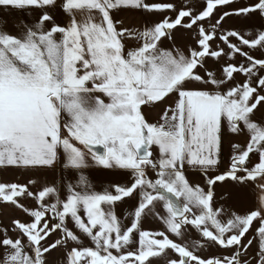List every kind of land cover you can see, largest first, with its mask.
<instances>
[{"label": "snow or ice", "instance_id": "6c2138e0", "mask_svg": "<svg viewBox=\"0 0 264 264\" xmlns=\"http://www.w3.org/2000/svg\"><path fill=\"white\" fill-rule=\"evenodd\" d=\"M0 8L35 13L12 20L13 31L0 20V169L29 177L0 181V205L23 214L0 226V264H48L53 250L66 253L64 264H264V30L244 28L264 23V0H0ZM123 10L162 18L123 27ZM230 21L240 26L225 28ZM174 30L195 33V46L161 47ZM155 108L153 122L146 113ZM226 132L248 140L232 144L221 173ZM61 156L64 168L113 179L101 192L81 175L62 198L39 182ZM253 191L254 209L232 208ZM126 198L137 203L122 220L115 209ZM149 216L164 230H144ZM214 247L226 254H198Z\"/></svg>", "mask_w": 264, "mask_h": 264}, {"label": "crops", "instance_id": "0c3cea01", "mask_svg": "<svg viewBox=\"0 0 264 264\" xmlns=\"http://www.w3.org/2000/svg\"><path fill=\"white\" fill-rule=\"evenodd\" d=\"M21 17H27L29 19L34 20L35 19V13L31 12L30 10H23V11H17L12 10L11 12L7 9L0 8V20H9V31H13L11 27V21L17 18ZM58 19H60V22L62 24H67L68 17L62 12V10H58ZM116 19L123 21V27H132V28H138L143 29L144 26H146V13H143L139 10H123L119 13V15L116 17ZM129 47H133L134 45L129 43ZM172 101H169V104H171ZM161 113V111H160ZM147 115V113H146ZM147 118L150 121L155 122L152 117L147 115ZM241 140L244 143V146H246L248 137L246 135H240ZM233 153H226L225 152V144H224V138H223V145H222V159L221 163L219 164L218 168L219 171L222 173L230 166L231 163V156ZM64 158L61 156L60 160L58 161L57 165L54 167V169H49L43 172L39 176V182L40 183H46L48 185L55 184V186L60 189L61 197L63 198L66 195L67 192V185L68 184H76L79 182L80 176L84 175L88 178L89 182L94 186V190L96 191H103L104 184L108 181L113 179V176L108 172V170H104L102 173L101 170L96 168H88L84 169L82 171H77L72 168H64ZM152 171H149L148 175L150 178H152ZM186 174L187 175H202L203 174L195 169L192 168H186ZM29 177L23 173L22 170H15V169H0V181L3 182H20L24 183ZM154 179V178H153ZM258 191H253L252 194L248 197H245L249 200L250 203V209H254L258 203ZM243 200V198H242ZM244 202V200H243ZM242 202V203H243ZM137 201L133 200L131 198H126L125 201L119 202L116 206V213L118 216L123 218L131 213L133 211L134 206L136 205ZM30 207H36L35 204H30ZM21 217L23 218V214L19 212V210L14 211L10 207H6L4 205H0V226L4 224H8L10 222V219L13 217ZM149 216L150 223H147V219L143 220V229L147 230L146 227H150L149 231H156L157 226L160 223V220H157V217ZM131 217H129L130 219ZM125 224H127L129 221L124 220ZM255 224V222H254ZM147 225V226H146ZM251 232V229H250ZM56 235L54 234L52 237V240L49 242L51 243L56 239ZM258 242V241H256ZM71 247V245H69ZM61 255V253L59 254ZM3 256V249H0V258ZM62 256V255H61ZM65 257L61 260L57 258V261H55V264H64Z\"/></svg>", "mask_w": 264, "mask_h": 264}, {"label": "rangeland", "instance_id": "374dc122", "mask_svg": "<svg viewBox=\"0 0 264 264\" xmlns=\"http://www.w3.org/2000/svg\"><path fill=\"white\" fill-rule=\"evenodd\" d=\"M151 2H153V3H169V2H171V3H176L177 5H180L183 3V0H151ZM193 2H198V0H193ZM245 2H247V0H245ZM161 18L162 17L159 14L154 15L151 13H146V25L150 26L153 21H157ZM234 24L237 27L240 26L239 24H236L235 21H230L229 24L225 25V28L231 27ZM244 28L246 31L264 30V23H262V21L259 18H257L253 21H250L247 25L244 26ZM194 35H195V33L190 32L189 30H180V31L174 30L173 40L172 41H169V40L163 41L161 47L168 49V48H172L173 46H177V47H180L182 50L187 51V48L189 46H195L194 39H193ZM173 41H174V44H173ZM209 66L210 67H218V65H216L211 60V58H209ZM243 79H244L243 76L238 77V80H240V81H242ZM160 111H161L160 108H155L151 111H148L147 115L152 117L154 120H157L160 116ZM224 144H225V152L226 153H233L232 144H240L242 147L244 146V143L241 140L240 136H234L233 134L227 133V132L224 135ZM187 177L193 184H200L202 187L205 186V182L203 180L202 175H187ZM152 178L155 179V173H152ZM222 191H225V189H223L221 187H216V192L218 194L217 204H223V201L219 199V193ZM243 200H244V202H243ZM243 200L238 199V200H235L232 202V208L241 214H243L244 212H246L247 210L250 209L249 200L246 198H243ZM160 210L163 211L162 208ZM152 218H154V216ZM157 220H158V218H157ZM147 223L148 224L150 223L149 218L147 219ZM146 229L149 230L150 227H146ZM160 230H164V225L161 221L156 228V231H160ZM253 235H254V233H253ZM248 238H252V236H248ZM257 251H258L257 242L254 241L253 246L249 249V251L246 255V258L251 260ZM60 253L62 256L59 255ZM198 254L201 255L202 257H204V256H212V255H222V254H226V253H224V251L222 249H220L219 247H214V248H211L210 250H207V251H201ZM65 255H66V253L64 251L53 250V252L49 256L48 264H55L54 262L57 261V258H59V260H61L65 257Z\"/></svg>", "mask_w": 264, "mask_h": 264}]
</instances>
